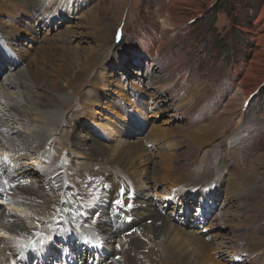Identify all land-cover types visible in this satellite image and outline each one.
I'll use <instances>...</instances> for the list:
<instances>
[{"label": "bare ground", "instance_id": "6f19581e", "mask_svg": "<svg viewBox=\"0 0 264 264\" xmlns=\"http://www.w3.org/2000/svg\"><path fill=\"white\" fill-rule=\"evenodd\" d=\"M8 1L31 11L39 26L51 27V24L43 23L37 13L49 6L52 10L63 3L69 6L72 0ZM164 1L167 13L161 20L159 39L146 34L140 38L144 49L150 50L149 54L144 53L147 57L149 55V62L146 61L143 73L145 85L151 89L149 96L155 104L166 103L163 111H172L171 121L179 124V130L190 133L198 114L205 118L210 113L215 114L214 122L199 125L203 136L226 124L237 127L242 111L237 114L236 121L231 115L239 106L241 109L245 105L248 95L258 87L264 59L257 55L249 65L233 72L230 78L232 87L224 90L232 93L224 103V93L218 96L208 91L201 96H197V91L186 94L187 90H192L190 82L194 66L190 63L183 67L182 58L174 57L172 53L169 56L168 48L164 47L178 23L184 24V29L188 27L197 2ZM62 15L67 16V13ZM84 20H94V17L89 15ZM257 29V41L264 44V19ZM61 31L69 34L70 30L65 27ZM3 49L0 45V71L3 72L0 75V202L5 205L0 206V233L15 241L6 245L0 239V264H29L35 250L38 257L47 252L51 254L47 238L52 242L53 251L61 249L57 250L58 254L51 255L62 264H88L87 259L82 258L85 254L90 257L99 254L98 264H207L208 251H217L219 255L227 253V260L237 256L242 264H264V225L253 228L249 225L254 223L256 215L252 222L243 223L241 227L237 224L246 221L240 218L244 210L234 202L241 195L245 196L237 175L246 171V167L241 165L237 171L239 165L232 158L221 167V171L231 177L227 184L231 190L228 189L230 194L225 201L219 203L211 188L223 178H215L220 172L213 176L214 168H217L215 158L196 160L183 170L179 165L169 166L173 176L163 172L167 166L165 162L154 161L159 166L152 175L156 188L161 180H167L169 187L186 178L198 182L192 193L182 190V196L180 189L171 190L166 196L157 198V194H165V189L157 190L143 181L141 174L146 169L137 166L134 160L125 164L124 154H117L123 153L119 152L122 146L102 143L97 135L89 137L85 130L75 129L70 117L68 120L64 117L61 110L66 99L64 89L69 86L75 71V50L72 47L64 48L67 61L53 81L48 78L51 76L48 69L35 68L32 61ZM174 76L177 78L173 79ZM39 77L41 81H38ZM65 123L73 124V128L67 124L62 130ZM56 133L59 136L55 139L61 143L58 142L55 149L50 141ZM151 135L154 139V134ZM195 138V144L201 142V138ZM63 150L67 153L64 155L66 162L61 161ZM68 150L84 157L85 161L79 165L81 169L72 167ZM139 152L137 159L148 156L142 147L137 149L136 153ZM156 154L161 159L164 157L161 152ZM248 167L254 173L256 166ZM258 187L255 185L254 190ZM237 193L239 195L235 196ZM195 194H199L202 206L194 208L202 211L203 221L220 231L211 233L209 242L196 234L199 229L191 228L192 224H198L199 218L191 217L189 226L184 227L189 207L180 208V213L173 217L162 214V206L167 202L165 197L176 199L172 204L174 208L191 196L195 199ZM258 204L257 200L252 205L255 212H259ZM232 206L234 210L230 209ZM221 223L231 224L226 226L229 227L226 232L219 229ZM79 248L82 249L81 258L75 260Z\"/></svg>", "mask_w": 264, "mask_h": 264}, {"label": "rangeland", "instance_id": "374dc122", "mask_svg": "<svg viewBox=\"0 0 264 264\" xmlns=\"http://www.w3.org/2000/svg\"><path fill=\"white\" fill-rule=\"evenodd\" d=\"M195 1L197 8L193 11V18L191 17L188 27L184 29V24L178 23L175 30L169 34L170 38L166 39L164 48L170 51H168L169 56L172 53V56L182 58L183 67H188L190 63L194 66V74L191 75L190 82L192 90H187L186 94L197 91V96H201V93L208 91L218 96L224 93L222 102L224 103L232 93L224 90L232 87L230 78L233 72L249 65L257 55L264 59V44L258 42L256 37L257 28L264 19V0ZM53 9L49 6L37 13L39 19L43 23L51 24V27L39 26L31 11L13 5L8 0H0V45L4 47V51L13 52L15 56L21 55L26 60L32 61L35 68L48 69L51 72V76H48L50 81H53L57 73L65 67L67 58L64 48L72 47L75 50L74 76L70 80V87L64 89L66 99L61 106L63 108L61 110L65 113L64 117L67 120L71 118V123H75V129L85 130L84 133L89 137L97 135L96 138L102 143H109L114 147L122 146L119 152L123 153L117 154H124L125 164L128 165L130 160H134L137 166L145 168L146 171L141 174V178L152 188H156L152 175L154 170L159 169L157 163L159 161L166 163L163 172L166 171L165 173L170 176L172 172L169 166L179 165L183 170L193 162L196 163V160L206 161L207 158H215L217 168H214L213 176L220 172L215 178L220 176L223 178L218 185L215 186L214 183L211 188L213 193L217 194L216 200L219 203H223L230 194L231 189L227 184L231 177L226 171H221V167L232 158L236 165H239L237 171L241 165L246 167V171L237 175L241 189H245V196L241 195L234 201L244 210L240 218L246 221L237 224L241 227L243 223L252 222L256 215L254 223L249 225H252V228L262 227L264 225V69L260 72L258 87L248 95L245 105L241 109L239 106L231 115L236 121L237 114L242 111L237 127L226 124L203 136L199 127L202 123L207 125L214 122L215 114H207L205 118L202 114H198L197 122L191 124L188 133L186 130H179V124L171 121L172 111H163L166 103L153 102L149 96L151 89L145 85L146 79L143 76L146 61L149 62L147 54L150 50L144 49L140 38L142 34H146L150 38L153 35L159 39L161 20L167 13L164 0H72L69 6L63 3V6H56ZM72 9L75 12H70ZM63 13H67V16L62 15ZM89 15L94 17V20L85 21L84 19ZM65 27L70 30L69 34L61 31ZM68 54L69 51L67 56ZM1 74L3 72L0 71ZM175 78L177 77L174 76L173 79ZM38 81H41L40 77ZM67 124L65 123L62 130ZM60 125L57 126L61 127ZM69 127L73 128V124ZM151 134H154V139ZM58 136L56 133L50 141L55 149L61 143V140L55 139ZM195 137L201 138V142L197 141L195 144ZM141 147L143 151L148 152V156L137 159L140 152H136ZM67 152L70 153L69 150ZM157 152H161L164 157L161 159L156 156ZM66 154L63 150L61 161L66 162L64 160ZM68 160L72 163V167L78 169H81L80 163L85 161L84 157L73 152L70 153ZM251 165L256 166L254 173L250 172L248 167ZM186 171L187 169L183 173L186 174ZM161 181L156 189H165V194H157V198L166 196L171 190L173 192L180 189V194L183 191L192 193L193 186L198 183L186 178L169 187L167 180ZM255 185H259L256 190H254ZM238 195L239 193L235 194ZM198 196L199 194H195V199L191 196L174 208L172 204L176 199L165 197L167 202L162 206V214L173 217L176 213H180V208L189 207L184 227L189 226L191 217H199L198 224H192L191 228L199 229L196 234L209 242L211 233L220 231L210 227L207 221H203L202 216H196L197 211L194 207L202 206ZM257 200L259 212H255L252 206ZM0 206L5 205L0 202ZM171 209L172 213H170ZM230 209L234 210V206ZM205 211L208 214L209 210ZM181 215L184 217V214ZM225 224H220L221 231L226 232L229 228L226 226L231 225ZM0 239L6 245L14 244L15 241L2 233ZM46 240L51 245V254H58L57 250L61 249L55 248L53 251L51 240L48 238ZM46 240L44 239L43 242ZM208 253L205 258L207 264H242L240 262L242 260L238 261L237 256L232 260L228 257L229 261L226 258L227 253L220 255L217 251H208ZM33 254L29 264H32L33 256L36 257V250ZM51 254L47 253L46 263L43 258L37 260L35 264H50V260L51 264H62L57 258L52 259ZM80 258L81 256L76 255L74 257L75 260Z\"/></svg>", "mask_w": 264, "mask_h": 264}]
</instances>
